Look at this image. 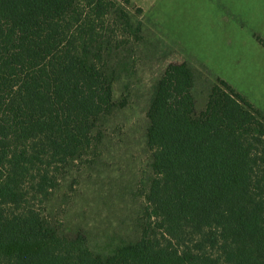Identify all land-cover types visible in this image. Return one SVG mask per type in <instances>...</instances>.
Masks as SVG:
<instances>
[{"label": "trees", "instance_id": "1", "mask_svg": "<svg viewBox=\"0 0 264 264\" xmlns=\"http://www.w3.org/2000/svg\"><path fill=\"white\" fill-rule=\"evenodd\" d=\"M129 5L0 0V264H264V113L223 79L199 108L186 61L153 85L135 236L91 241L56 209L129 104L115 83L145 42Z\"/></svg>", "mask_w": 264, "mask_h": 264}, {"label": "rangeland", "instance_id": "2", "mask_svg": "<svg viewBox=\"0 0 264 264\" xmlns=\"http://www.w3.org/2000/svg\"><path fill=\"white\" fill-rule=\"evenodd\" d=\"M129 9L145 35L134 76L115 83V95L126 93L129 104L111 116L98 164L74 171L56 197V209L91 241L136 234L138 189L149 171L146 111L168 63L194 69L199 108L223 79L264 113V0H130Z\"/></svg>", "mask_w": 264, "mask_h": 264}]
</instances>
